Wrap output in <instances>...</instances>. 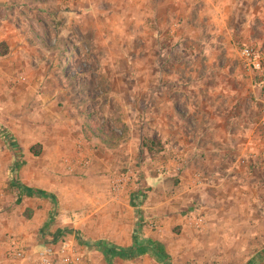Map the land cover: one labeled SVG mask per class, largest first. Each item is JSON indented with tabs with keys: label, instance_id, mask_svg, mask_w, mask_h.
Returning <instances> with one entry per match:
<instances>
[{
	"label": "rangeland",
	"instance_id": "374dc122",
	"mask_svg": "<svg viewBox=\"0 0 264 264\" xmlns=\"http://www.w3.org/2000/svg\"><path fill=\"white\" fill-rule=\"evenodd\" d=\"M0 42V264L11 241L26 263L70 242L82 264H161L107 262L99 247H120L113 234L123 249L154 244L168 264H248L263 251L262 171L236 153L237 170L189 165L203 160L206 131L264 136V81L240 56L248 46L264 57V0H0ZM236 113L245 121L217 122ZM159 195L174 211L158 222ZM53 226L70 238L48 242Z\"/></svg>",
	"mask_w": 264,
	"mask_h": 264
},
{
	"label": "crops",
	"instance_id": "0c3cea01",
	"mask_svg": "<svg viewBox=\"0 0 264 264\" xmlns=\"http://www.w3.org/2000/svg\"><path fill=\"white\" fill-rule=\"evenodd\" d=\"M227 86V85H226ZM225 118V119H224ZM232 121H245L244 116L242 117L237 115V113L235 114V117H231V115L227 116V117H223V118H218L217 122H231ZM54 123V122H53ZM51 123V124H53ZM62 123V127L63 129L61 130L63 132V135H65L68 143L71 140V130H72V126L70 124H72L70 119L65 120L64 122L61 121ZM57 124H55L56 126ZM238 125H241L238 123ZM242 127V126H240ZM230 127H228L227 125H224L223 127H221L218 131L214 130V132L212 131H206L208 135H210V143L207 146V148L205 149V154L203 157V160L200 161L198 160V157L196 158V156L194 155V159H196L197 163L194 164V162H192L193 164L189 165L190 169H194V170H200L201 165L202 168L206 166L207 170L209 171H216L218 169H228V170H237L235 166H237V159H235L236 161H233L232 159L227 158L228 156H230L233 153L238 154V157H244L245 160L243 161L244 163H246L249 167H251L253 170H257L260 169L262 172L258 171V173L256 174L257 176H252L255 180V186L257 188H254L255 190V199L258 200L257 196H259L260 194H262L264 191H262L263 187H260L261 185L264 186V165L261 166V162H259L262 159V156L264 158V145H258V143H264V136L262 137L260 133H256V132H248V131H242V132H238L237 130H235L234 132L229 131ZM190 131V130H188ZM180 131L178 130V135H179ZM192 132L190 131L189 133V137L191 136ZM177 135V137H178ZM72 144V143H71ZM126 146H128L126 144ZM178 148H179V144H178ZM180 151L182 152L183 155L190 153V150H185L180 148ZM193 154V151L191 152ZM187 156V155H186ZM259 156L260 159L257 157ZM224 157H226V159H224ZM178 160H183L182 158H178ZM194 161V160H193ZM181 162L177 163L178 166H181ZM251 163V165H250ZM263 163V162H262ZM231 166L233 168H231ZM115 168L112 169L113 173H114ZM193 171V170H192ZM194 173V171L192 172ZM215 174V173H213ZM197 176H199L197 173L195 174V178L198 180ZM242 176H240L239 178H241ZM237 179V178H236ZM240 180V179H239ZM250 189V187H249ZM247 189H245V184L242 183V181H237L235 182V195L237 197H239L240 199H242L243 197L247 196V194H249V190L245 191ZM162 191V190H161ZM188 192L189 194H201V181L198 180V184H196L195 186L191 185L189 188L188 185ZM192 192V193H191ZM264 195V194H262ZM264 199V198H263ZM124 202H127L124 201ZM159 207H157V209L155 210V212H153V209L150 208L149 209V215H152L153 213L155 214L157 221H163L164 215L167 213H172V211H174V209L172 208V206L169 205H165V203L167 201H165L163 199V195H159ZM167 204V203H166ZM65 209H69V207H66ZM135 209L138 210H143L145 209L144 206L141 205V202H139V204L137 203V206H135ZM145 213V212H144ZM143 214V213H142ZM141 213L139 214V218L140 217H146L145 215H142ZM138 217H135L138 219ZM65 227H70L69 225L65 224L63 225ZM124 227V226H122ZM125 228V227H124ZM48 231V236H47V241L48 242H53L55 241L56 235H60L59 237L63 238L64 236L67 238L69 236V231H65L64 229L61 230V227L59 226H53L51 227V229L47 228L46 229ZM61 230V231H60ZM122 234V232H120ZM95 236H92L91 239H93ZM108 238L112 239L117 242L120 247H124L123 246V237H119V235L113 234V235H109ZM50 240V241H49ZM70 241V239H69ZM98 246V245H97ZM119 247V248H120ZM253 258L250 259V261L248 262V264H255L256 262H259L260 260H262L264 258V248L263 251H258L256 253H254ZM260 263V262H259Z\"/></svg>",
	"mask_w": 264,
	"mask_h": 264
},
{
	"label": "built area",
	"instance_id": "2783aa9c",
	"mask_svg": "<svg viewBox=\"0 0 264 264\" xmlns=\"http://www.w3.org/2000/svg\"><path fill=\"white\" fill-rule=\"evenodd\" d=\"M240 56L244 65L264 81V57L248 46L242 47ZM261 118L264 129V115ZM195 223L199 225L200 219H195ZM9 246L8 260H4L2 264H82L79 254L71 247L70 242L61 243L59 254L49 246H44L40 251L30 253L28 263L24 253L13 241L9 242Z\"/></svg>",
	"mask_w": 264,
	"mask_h": 264
},
{
	"label": "trees",
	"instance_id": "16d2710c",
	"mask_svg": "<svg viewBox=\"0 0 264 264\" xmlns=\"http://www.w3.org/2000/svg\"><path fill=\"white\" fill-rule=\"evenodd\" d=\"M7 46L5 43L0 42V57L6 55L7 53ZM88 139V138H87ZM36 146V145H35ZM111 146V145H110ZM142 146L148 151V152H158L160 151V146L158 142L145 139L142 141ZM34 148V147H33ZM112 148V146H111ZM33 155L37 154V151H32ZM33 192L37 193V191H28L26 194L28 196H33ZM39 193V192H38ZM148 247L145 246H139V247H134V248H128V249H123L119 248L116 246L104 244L101 245L99 248H101L103 255L105 256V259L107 262L110 261L111 258L117 257L119 259H133L137 256L143 255V254H151L153 258L157 261H159L161 264H168V262L165 260V255H163L160 252V249L155 247L154 244L152 243H147Z\"/></svg>",
	"mask_w": 264,
	"mask_h": 264
}]
</instances>
